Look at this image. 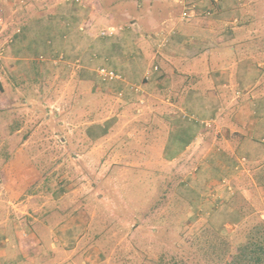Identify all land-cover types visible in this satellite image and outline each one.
<instances>
[{
    "label": "rangeland",
    "instance_id": "rangeland-1",
    "mask_svg": "<svg viewBox=\"0 0 264 264\" xmlns=\"http://www.w3.org/2000/svg\"><path fill=\"white\" fill-rule=\"evenodd\" d=\"M152 1L139 7L136 0H127L122 13L100 15L85 29L80 23L89 14H80L65 38L71 37L74 47L45 53V58L62 55L51 58L58 79L45 80L44 93L30 96L36 108L25 117L22 132L38 139L29 147L43 176L20 197L21 210L0 206V215L11 214L12 222L5 237L0 233V264H228L239 245L258 230L264 234V160L260 173L241 181L246 195L235 192L227 203L233 193L225 176L220 187L230 195L219 190L217 201L198 185L194 150L173 161L159 156L170 139L167 133L150 139L154 150L145 148L129 159L104 160L98 154L106 122H111L107 135L114 147L117 141L120 146L133 142L127 132H135L136 123L148 118L134 106L141 81L131 80L121 56L105 52L110 43H143L132 53L145 59L159 48H170L178 27L187 32L190 24L203 22L230 29L251 48L264 47V0ZM185 11L190 16L184 18ZM108 27L122 29L100 36ZM99 65L119 71L130 85L102 81ZM62 137L76 139L73 149L79 153L91 142L94 157L70 158ZM15 146L0 144V167L2 155ZM4 184L0 172V202L7 199Z\"/></svg>",
    "mask_w": 264,
    "mask_h": 264
},
{
    "label": "crops",
    "instance_id": "crops-1",
    "mask_svg": "<svg viewBox=\"0 0 264 264\" xmlns=\"http://www.w3.org/2000/svg\"><path fill=\"white\" fill-rule=\"evenodd\" d=\"M136 1L139 7L145 1L153 2ZM74 3L75 0H0V144L16 143L2 155L0 167L7 198L0 206L9 211L12 205L21 210L24 203L20 197L43 176L34 165L29 147L38 139L22 132L25 117L36 108L30 96H41L46 81L52 77L58 79V67L51 58L57 55L59 58L61 54L45 58V53L54 54L61 46L74 47L75 42L70 43L73 39L65 38L71 31L70 24L74 25L80 14H89L80 23V28L85 29L100 15L122 13L128 2L81 0L77 5ZM180 27L170 48H159L145 59L132 53V48L138 53L135 48H142L143 43L117 41L108 47L107 43L103 44L107 47L106 53L121 56L131 80L141 81L136 92H142L135 93L138 101L134 106L139 115L145 112L148 118L146 122L136 123L135 132H127L134 136L133 142L121 140L123 146H120L117 141L114 147L107 135L111 122H106L103 127L106 134L98 154L104 160L129 159L145 148L154 150L150 139L167 133L170 139H166L167 145L159 156L173 161L194 150L198 185L209 191L211 201H217L219 190L230 195L227 192L231 189L233 196L223 198L229 203L235 199V192L246 195L247 187L241 181L247 175L260 173L257 170L264 160V47L251 48L247 39L237 38L230 29L217 24L192 23L187 32ZM129 49L132 56L127 55ZM144 76L148 81L142 80ZM121 83L124 88L130 85L126 80ZM175 137L177 140H173ZM62 142H68L67 152L72 159L94 157L89 141L80 153L73 149L76 139L62 137ZM135 144L142 147L130 150ZM224 176L228 178V189L220 187ZM10 217L11 214L0 215L3 237L12 228Z\"/></svg>",
    "mask_w": 264,
    "mask_h": 264
},
{
    "label": "trees",
    "instance_id": "trees-1",
    "mask_svg": "<svg viewBox=\"0 0 264 264\" xmlns=\"http://www.w3.org/2000/svg\"><path fill=\"white\" fill-rule=\"evenodd\" d=\"M257 234L238 246L228 264H264V234L261 230Z\"/></svg>",
    "mask_w": 264,
    "mask_h": 264
},
{
    "label": "built area",
    "instance_id": "built-area-1",
    "mask_svg": "<svg viewBox=\"0 0 264 264\" xmlns=\"http://www.w3.org/2000/svg\"><path fill=\"white\" fill-rule=\"evenodd\" d=\"M75 1L80 2L81 0H75ZM187 16H190V15H189L188 12L185 11L183 13V17L185 18ZM0 27H1V19H0ZM120 29H122V27H117V28L116 27H108L107 29H104V30H102L100 32V36H108V35H110L112 33H115L117 31H119ZM61 57H62V55L59 58H61ZM58 60H60V59H58ZM156 68H157V66H156ZM96 72H97V75L100 77V79L102 81H105V82L123 80V76H122V74L119 71H117V70H115V69H113L111 67H108L106 65H99L96 68Z\"/></svg>",
    "mask_w": 264,
    "mask_h": 264
}]
</instances>
